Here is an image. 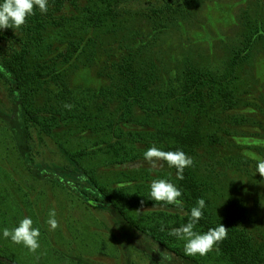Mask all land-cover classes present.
<instances>
[{
    "label": "trees",
    "instance_id": "obj_1",
    "mask_svg": "<svg viewBox=\"0 0 264 264\" xmlns=\"http://www.w3.org/2000/svg\"><path fill=\"white\" fill-rule=\"evenodd\" d=\"M131 1L85 0L88 14L81 18V29L103 31L106 34L103 43L111 44L130 22L124 14ZM158 1L156 5L148 2L150 5L142 13L143 17L153 21V33L167 28L175 16L185 12L188 9L185 7L190 6L187 4L195 0ZM85 3L83 0H49L47 13L35 9V14L28 17L21 28L0 30V82L10 101L9 107L0 102V128L10 134L30 176L63 189L90 209L108 214L119 231H110L116 244L132 243L131 236H138L143 245L139 248L158 264H203L197 256H186L182 242L169 236L168 232L186 223L190 219L187 213L199 198H204V216L195 230L205 232L219 223L225 226L227 238L219 244L218 251L215 250L223 264H264V242L258 241L256 233L246 225L223 215L221 208H217L214 197L219 184L213 178L215 175L203 177L195 161L200 148L210 145L215 137L218 139L217 135H206L205 115L210 112V118L219 117L238 108L237 76L233 72L235 66L249 60L252 49L259 42L264 43V28L247 33L242 46L233 54L230 74L220 76L190 70L178 87L166 91L159 88L162 77L157 64L145 55L147 46L120 45L102 60L96 74L101 87L95 96L82 101L81 108L65 78L67 68L64 65L72 64L79 57L74 58V51L68 46L84 51L96 42L93 38L87 41L83 37L78 41L70 39L64 50L60 48L59 40L53 38L51 41L50 36L52 32L61 34L62 29L73 21L63 13L68 7ZM149 27L151 29V25ZM75 28L76 32H68L65 36H78L80 28ZM191 106L194 109L191 112L197 109L199 113L195 114L194 120H184L180 113ZM231 120L237 124L249 121L244 116L230 117ZM73 123L82 126L81 132L89 129L101 132V141L95 144H99V149L116 164H136L152 145L164 151L183 150L193 159V165L184 170L183 180H176L175 168H169L166 161L160 160L172 173L171 178L174 177L171 180L168 173L169 179L182 191L183 209L150 200L149 192L118 196L116 188L111 187L113 182H102L94 169L81 163L89 153L88 148L72 150L63 140L56 139L54 145L62 161L47 160L43 156V144L47 145V140H53L64 127L67 132V127ZM132 171H136L135 168ZM81 176L86 180L81 181ZM154 176L153 179L147 173L144 180L150 184L160 179L157 174ZM133 180L134 177L127 181ZM146 208L157 209L147 225L130 214ZM161 225H164V231H161ZM38 227L44 230L41 222ZM121 254L128 258V264H133L129 255ZM64 255L79 263H91L81 256L62 252ZM0 264L22 263L1 251Z\"/></svg>",
    "mask_w": 264,
    "mask_h": 264
},
{
    "label": "rangeland",
    "instance_id": "obj_2",
    "mask_svg": "<svg viewBox=\"0 0 264 264\" xmlns=\"http://www.w3.org/2000/svg\"><path fill=\"white\" fill-rule=\"evenodd\" d=\"M87 2L83 0L86 5L68 7L63 13L69 21H73L62 29L61 34L52 32L50 36L51 41L53 38L59 40L60 48L64 50L70 39L78 41L83 37L87 41L93 38L96 42L95 45L92 43V48L84 51L68 46L74 51V58L79 57L71 65H64L67 68L65 78L72 86L81 108L82 101L95 96L101 87L96 74L102 60L120 45L147 46L145 55L157 64L162 77V84L158 85L162 91H166L178 87L190 70L220 76L230 74L233 71V54L242 46L247 33L264 28V0H195L187 4L190 5L185 7L188 9L176 15L167 28L153 33V21L145 15L144 18L142 13L150 5L148 2L156 5L159 1L132 0L124 14L130 19L125 24L126 29L119 38L106 44L103 43L106 37L103 31L81 29V18L88 14ZM76 26L80 28L78 36H65L68 32H76ZM233 73L237 76L236 92L240 104L219 117L210 118V112L205 115L206 135H217L218 139L215 137L216 140L210 145L200 148L195 161L203 177L206 174L215 175L213 178L219 184L214 197L217 208H221L223 215L246 225L260 237L256 238L258 241L264 242V177L255 173L256 162L264 158V43L259 42L252 49L249 60L235 66ZM42 94L45 92L42 91ZM0 102L9 107L7 91L1 82ZM191 110H194L192 106L187 107L180 116L184 120H194L199 112L197 109L194 112ZM235 116H244L249 121L240 124L229 121L230 117ZM64 128L58 131L53 140L48 139L47 145L43 144V156L54 162L62 161L54 145L56 139L63 140L72 150L88 148L89 153L81 163L94 169L102 182H113L111 187L116 188L118 196L149 192L152 181L148 184L144 180L147 173L153 179L157 174L160 179L174 180L168 167L160 160L155 166L144 158L136 164L111 162L112 158L99 149V144H95L102 138L99 131L89 129L81 132L82 126L78 127L75 123L67 127V132ZM134 168L136 171H132ZM132 177V182L127 181ZM50 210H55L59 223L55 230H50L46 224ZM155 210L146 208L131 211L130 214L147 225L152 221ZM25 216L33 219L35 227L41 222L44 228L42 231L38 227L41 233L40 247L35 252L10 240L0 239V252L22 264H83L65 255L63 257L62 252L87 258L90 264H128V258L122 257L121 253L129 255L133 264H158L139 248L143 245L138 236H131L132 243L121 242L118 246L110 231H119L108 214L88 208L76 197L51 183L32 178L19 159L10 134L0 128V228L11 229ZM197 258L203 264L224 263L215 250L203 257L197 255Z\"/></svg>",
    "mask_w": 264,
    "mask_h": 264
},
{
    "label": "clouds",
    "instance_id": "obj_3",
    "mask_svg": "<svg viewBox=\"0 0 264 264\" xmlns=\"http://www.w3.org/2000/svg\"><path fill=\"white\" fill-rule=\"evenodd\" d=\"M48 7L49 0H0V30L7 28L19 29L25 25L28 17L35 14V9H38L41 13H47ZM65 107L70 106L65 105ZM143 158L153 166L156 165L158 160L166 161L169 168H175L176 180H183L185 168L193 165V159L186 155L183 150L164 151L156 145L149 147L143 153ZM256 172L264 177V158L256 162ZM80 180L85 181L86 177L81 176ZM181 197V189L169 180L155 179L150 184L148 195L150 200L183 209ZM205 208V199L199 198L190 209V212L187 213L190 219L168 232L169 236L183 242V251L186 256L199 255L203 257L214 250L218 251L219 244L227 238L228 232L222 223H219L216 227H210L205 232L195 230V226L199 224L204 216L203 210ZM55 216V210H50L46 221L50 230L59 227ZM164 230V225H161V231ZM40 235V229L34 226L33 219L30 216L20 219L17 226L11 229L7 227L0 228V239L23 245L31 252H35L40 247ZM163 258L168 259L169 257L163 256Z\"/></svg>",
    "mask_w": 264,
    "mask_h": 264
}]
</instances>
